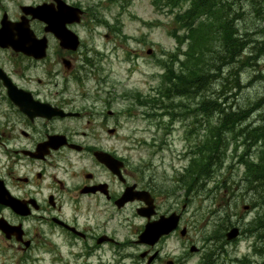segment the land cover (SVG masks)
Wrapping results in <instances>:
<instances>
[{
  "label": "flooded vegetation",
  "instance_id": "af4514ba",
  "mask_svg": "<svg viewBox=\"0 0 264 264\" xmlns=\"http://www.w3.org/2000/svg\"><path fill=\"white\" fill-rule=\"evenodd\" d=\"M63 1L84 12L80 23L66 25L79 36L76 48L64 47L53 31L58 0L40 3L50 5L51 31L43 21L24 17L22 8H4L0 0V31L24 18L36 39L46 42L42 59L0 43V223L7 229L0 234L18 251L29 252L38 235L36 230L30 234L25 221L36 218L51 228L44 236H53V264H186L194 245L186 238L193 227L185 219L186 198L169 195L166 182L122 157L121 118L133 113L117 109L121 98L113 85L102 83L100 54L80 36L78 27L90 8L78 0ZM15 41L22 38L16 35ZM42 71L53 84H41ZM61 76L64 83L54 81ZM90 79L97 84L88 85ZM10 90L24 93L20 104ZM97 154L123 164L111 168ZM8 199L21 204L20 213L3 203ZM171 214L178 216L172 233L156 240L141 237L147 226L153 234L161 218ZM173 238L182 252L170 259ZM207 248L197 252L206 257L212 250Z\"/></svg>",
  "mask_w": 264,
  "mask_h": 264
},
{
  "label": "rangeland",
  "instance_id": "374dc122",
  "mask_svg": "<svg viewBox=\"0 0 264 264\" xmlns=\"http://www.w3.org/2000/svg\"><path fill=\"white\" fill-rule=\"evenodd\" d=\"M78 1L90 8L85 23L79 26L78 30L85 46L93 48L94 52L100 54L97 56L100 58L101 65L105 69V78L108 80L103 84L115 87L117 95L121 98V104L117 107L121 113L132 108L133 117L121 118L122 157L126 158L130 165L149 166L148 175L154 174L159 181L166 182V185L171 188L174 187L175 184H171L173 177L186 175L184 170L190 159L187 154L192 144H189L186 139V133L197 129L199 136L192 135L190 141L192 139L202 140L207 133L199 129L201 124L195 123L193 118L175 121L166 136V145L160 149L159 140L160 138L165 140L163 136L166 132L156 125L161 122L160 119L153 121L152 117L149 120L143 117V112L147 109L136 105V94L152 97L164 83L165 69L171 66L178 71L182 62L186 60L187 64L189 61L185 53L189 52L190 41L181 42L173 34L177 31L175 15L183 9H188L190 3L187 2L185 5L184 2L177 3L176 0ZM41 2L42 0H2V5L4 8H20L24 5L36 6ZM251 2L252 0H239L236 5H232L231 9L233 18L235 13L237 14L234 26L240 31L243 41L252 42L243 55L249 57L254 55L250 60L252 65L244 66L240 61L234 65L243 88L240 95L235 98L230 94L227 97L224 96L227 100L224 106L229 105L233 108L235 106L247 108V104L264 97V79L261 77L264 75V18L257 13V8L254 9ZM106 22L109 26L103 24ZM182 34L183 31L179 32L180 36ZM149 51L152 53L148 54ZM196 52V56H199L200 50ZM170 56H175L171 63ZM230 69L231 67L228 66L226 72L221 74H228ZM38 77L41 84H53V77L44 71L40 72ZM61 77L54 81L58 84L64 83L65 78ZM87 83L88 85L97 84L95 79H90ZM228 85L229 89L234 86L232 79ZM211 88L213 91L220 92V81L213 83ZM230 92L233 94L235 90H230ZM249 107L247 109H250ZM259 111L264 112V109L255 111L248 123L260 118ZM162 122H169V119L164 117ZM215 123L216 118L213 120V124ZM241 151L240 147L238 153ZM234 157H237L234 145L230 144L226 163L221 169L218 168L211 174V181H206L204 186L202 182L198 184L199 189L194 193L188 194L183 190L179 192V196H185L186 201H189L185 211L186 223L192 226L194 223L197 225V229H194L195 226L189 229L186 238L200 248L204 243V235L215 227L214 224H221L220 218L224 217L221 211L227 210L229 219H225L223 225L217 229L224 236L219 240L223 251L221 256H217V260L220 264L225 262L240 264V261L245 259L247 263L260 264L263 259L253 253L256 238L247 231L260 209H244V206L250 205L258 196L254 191L247 193L242 191V185L237 186L239 180L242 179L244 169L238 167L237 159ZM233 158L234 161H231ZM230 165L234 167L230 168ZM226 178L228 179L227 184L235 191L233 196L236 203H234L231 192L221 191V189L214 191L217 186H221L219 185L221 180ZM231 181L237 182L233 185ZM231 223L240 227L241 235L227 243L225 234L231 227L227 229L225 227ZM25 228L30 231L31 235H34V230L37 231L35 235L38 236H34L37 242L35 248L26 253L20 252L13 245L8 244L0 234V264H53V253H51L53 236H44V234H50L51 228L41 224L36 218L27 219ZM176 240L173 238L168 242L167 251L170 259L179 257L182 252ZM24 256H26L25 259H23ZM201 259V253H190L186 264H198Z\"/></svg>",
  "mask_w": 264,
  "mask_h": 264
},
{
  "label": "trees",
  "instance_id": "16d2710c",
  "mask_svg": "<svg viewBox=\"0 0 264 264\" xmlns=\"http://www.w3.org/2000/svg\"><path fill=\"white\" fill-rule=\"evenodd\" d=\"M176 2H184L185 5L187 2L190 3L188 9H183L175 15L177 31L173 34L181 42L190 41L189 52L185 53L189 61L187 64L186 60L182 62L178 71L171 66L168 67L164 76L165 82L159 89L160 93H157V98L154 96L151 99V109L153 111L161 109L163 112L158 116L162 120L165 116L169 119L168 123L160 126L166 133L175 121H185L189 118H193L195 123L198 121L201 124H198L199 129L207 133L202 140L192 139L190 142L192 143L189 153L191 160L185 170L186 177L182 179V185L188 192L196 190L198 174L201 177L202 186L212 180L211 174L224 166L227 161V150L230 144L234 145V152L237 155L234 158L237 159L238 167L244 169L242 179L237 186L242 185V191L245 193L254 191L258 196L249 206L251 209L259 208L260 211L247 231L250 235H255L253 253L263 259L260 264H264V112L259 111L260 118L248 123L255 111L264 109V97L257 98L252 103L248 102L250 104H247V108L250 106V109L224 106L227 103L225 98L228 94L235 98L240 95L243 88L239 73L234 67L235 63L240 61L244 66H250L252 65L250 60L254 57L253 54L250 57L243 55L252 42L243 41L240 31L234 26L237 14L235 13L234 18L231 16L232 5H236L239 0H232V2L230 0H176ZM251 4L264 18V0H252ZM181 31H183L182 36L179 35ZM199 50L200 55L196 56V51ZM174 59L175 56H170V63ZM228 66L231 67L229 73L221 74L226 72ZM261 77L264 79V75ZM231 79L234 86L229 89L228 84ZM218 80L220 92L213 91L211 88ZM230 90L235 92L231 94ZM139 96L136 94L137 98ZM165 103L168 104L165 105ZM156 116L153 114L151 117ZM215 118L216 123L213 124ZM192 133L194 132H189L188 139H191ZM194 136H199L197 131ZM160 143L159 148L166 145L165 140ZM240 147L242 151L238 153ZM234 158L231 161H234ZM233 167L230 165V168ZM188 175L190 179L187 178ZM227 180V178L222 179L219 183L221 186H217L214 191L226 190L233 196L235 191L227 184ZM234 203H236L235 198ZM225 212L224 210V215ZM225 218L229 219L228 215H225ZM219 235L220 238L223 237L221 231L216 234L218 239H220ZM212 256L213 254L210 253L206 259L210 260ZM245 261L246 259L241 260L240 264H252Z\"/></svg>",
  "mask_w": 264,
  "mask_h": 264
},
{
  "label": "water",
  "instance_id": "95a60500",
  "mask_svg": "<svg viewBox=\"0 0 264 264\" xmlns=\"http://www.w3.org/2000/svg\"><path fill=\"white\" fill-rule=\"evenodd\" d=\"M59 5L60 8L57 16L58 18L57 27L56 26L54 27L55 29L54 31L56 35L59 38H61L62 45L64 47L76 48L79 42L78 37L74 33L68 31L65 28V24L67 22L72 23V22L80 21V14L82 12L79 8L69 7L62 1L61 3H59ZM48 8L49 5L45 4L37 7L24 6L22 7V10L25 15L30 14L32 15L33 18H39L40 20L47 23L49 25L47 29L50 30L51 21H50V11ZM15 30L17 31V34H15L14 32ZM15 35L22 38V41L16 42ZM33 38L34 35L32 31L29 29L28 21L25 20L24 18L20 23H18L15 26L12 25L11 23H6L3 26V29L0 31V43H3L4 46L23 47L21 51H23L25 54L41 59L45 56L46 45L43 41L42 42L43 44L39 48V44H40L39 41H36L35 39L33 40ZM15 101L16 102L19 101L18 98H16ZM97 158L99 159V161H101L102 163H104L105 165L111 168L114 166V164L122 165V163H119L118 161H115L111 157H108L104 154H97ZM128 197L129 196L127 195L126 198ZM3 203L6 202L3 201ZM10 205L13 206V208L17 213L21 212V205H18L17 203L15 204L10 203ZM177 221H178V217L173 214L168 218L162 219L159 222V225L155 227L156 230L153 232V234L151 231V227L147 226L141 237L144 239L155 238L156 240L158 239V237H160V235H167L171 233L176 228ZM0 228L5 232L7 231L6 227L2 225H0ZM238 235H239V229L233 228L230 232L227 233V239L233 240L237 238ZM192 249L194 250L195 248Z\"/></svg>",
  "mask_w": 264,
  "mask_h": 264
},
{
  "label": "bare ground",
  "instance_id": "6f19581e",
  "mask_svg": "<svg viewBox=\"0 0 264 264\" xmlns=\"http://www.w3.org/2000/svg\"><path fill=\"white\" fill-rule=\"evenodd\" d=\"M160 129V128H159ZM226 211V210H225ZM226 214H229V211L228 212H225Z\"/></svg>",
  "mask_w": 264,
  "mask_h": 264
}]
</instances>
